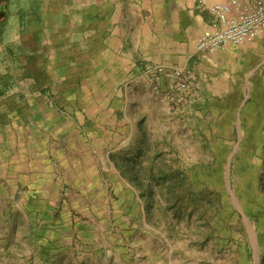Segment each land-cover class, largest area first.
<instances>
[{"label": "rangeland", "instance_id": "rangeland-1", "mask_svg": "<svg viewBox=\"0 0 264 264\" xmlns=\"http://www.w3.org/2000/svg\"><path fill=\"white\" fill-rule=\"evenodd\" d=\"M98 1L10 6L0 264H264V74L209 119L166 111L162 71H130L84 30L121 4Z\"/></svg>", "mask_w": 264, "mask_h": 264}, {"label": "crops", "instance_id": "crops-1", "mask_svg": "<svg viewBox=\"0 0 264 264\" xmlns=\"http://www.w3.org/2000/svg\"><path fill=\"white\" fill-rule=\"evenodd\" d=\"M227 2L121 0L116 11V4L111 6L113 14L110 16L101 6L98 5L97 10L94 8L90 15L92 26H86L84 30L93 31L91 37L100 48L102 38H106L102 47L104 52L126 56L130 71L140 70L152 75L154 69L160 68L162 72L155 83L165 87V94L160 99L161 107L166 111L170 109L168 88L173 71H192L193 91L188 110L196 117L204 115L209 119L210 105L219 102L215 98L229 92L235 94L237 86L257 84L261 81L257 76L264 74V40L228 45L213 54L198 52V40L220 28L218 17L211 9ZM122 4L126 9L121 8ZM252 80L256 82L252 83ZM261 84L264 87V79ZM225 87H228L226 92Z\"/></svg>", "mask_w": 264, "mask_h": 264}, {"label": "built area", "instance_id": "built-area-1", "mask_svg": "<svg viewBox=\"0 0 264 264\" xmlns=\"http://www.w3.org/2000/svg\"><path fill=\"white\" fill-rule=\"evenodd\" d=\"M211 10L218 17L220 28L198 40L199 53L213 54L228 45L264 40V0H228L226 4L214 6ZM154 71L162 70L156 68ZM193 80L194 74L190 70L173 71L168 95L178 107L191 100Z\"/></svg>", "mask_w": 264, "mask_h": 264}, {"label": "trees", "instance_id": "trees-1", "mask_svg": "<svg viewBox=\"0 0 264 264\" xmlns=\"http://www.w3.org/2000/svg\"><path fill=\"white\" fill-rule=\"evenodd\" d=\"M19 0H0V43L2 42L11 15L10 6Z\"/></svg>", "mask_w": 264, "mask_h": 264}]
</instances>
